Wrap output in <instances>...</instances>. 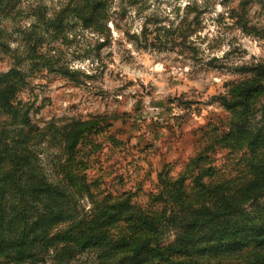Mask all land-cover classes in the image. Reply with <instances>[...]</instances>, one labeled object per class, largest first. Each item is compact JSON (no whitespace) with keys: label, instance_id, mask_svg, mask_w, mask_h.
<instances>
[{"label":"rangeland","instance_id":"rangeland-1","mask_svg":"<svg viewBox=\"0 0 264 264\" xmlns=\"http://www.w3.org/2000/svg\"><path fill=\"white\" fill-rule=\"evenodd\" d=\"M79 1L0 0V76L14 72L0 80V132L22 141L44 179L72 186L74 217L123 208L106 225L113 237L134 229V213L170 210L179 178L192 206L201 182L238 194L262 184L236 218L264 223V79L233 104L264 65V0H122L109 30L83 21ZM158 227L175 238L174 224ZM242 242L199 264H264V231ZM102 250L56 257L53 246L33 264L117 261L103 263Z\"/></svg>","mask_w":264,"mask_h":264},{"label":"trees","instance_id":"trees-1","mask_svg":"<svg viewBox=\"0 0 264 264\" xmlns=\"http://www.w3.org/2000/svg\"><path fill=\"white\" fill-rule=\"evenodd\" d=\"M77 3L83 21L88 25L100 22L108 30L112 7L123 4L122 0ZM12 73L2 74L0 80L10 81L14 77ZM262 79L264 65H260L252 79L238 86L233 104H247L259 90ZM21 142L0 132V259L13 264H33L40 254L45 258L53 246L56 257H71L75 252L105 246L101 252L103 263L108 261L104 259L116 256L114 264H199L201 252L232 251L244 243V236L264 231V223L260 226L253 220L240 223L236 218L245 199L241 198L257 195L263 189L262 184L252 182L238 194L230 191L226 183L209 186L201 182L200 201L192 206L185 204L188 190L184 178H179L175 182L176 202L166 201L167 205L171 203L170 210L167 208L161 216L134 213L130 219L134 229L113 237L106 225L117 221L123 208L119 212L101 209L88 222L74 217L68 208L72 186L44 179L36 156L25 152ZM162 221L176 226L172 241L164 242L158 233Z\"/></svg>","mask_w":264,"mask_h":264}]
</instances>
